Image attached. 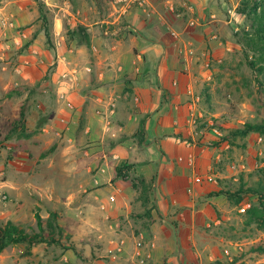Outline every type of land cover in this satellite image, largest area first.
I'll return each mask as SVG.
<instances>
[{"label":"crops","instance_id":"crops-1","mask_svg":"<svg viewBox=\"0 0 264 264\" xmlns=\"http://www.w3.org/2000/svg\"><path fill=\"white\" fill-rule=\"evenodd\" d=\"M93 4L97 19L90 16ZM111 5L108 16L105 0L76 7L78 34L68 51L56 48L54 59L49 58L72 80L54 81L52 76L54 85L40 87L44 104L54 92L67 107L30 117L28 130L43 132L45 142L54 138L67 143L63 150L72 156L73 184L88 191L87 209H97L106 219L109 250L115 243L122 264L136 259H145L144 264L223 263L230 259L232 242L224 236L223 216L211 200L221 195L204 191L201 178L208 160L197 161L198 149L184 146L179 137L192 134L193 127H185L190 118L210 114L200 109L201 100L213 96V87L203 90V82L236 52L231 31L224 33L233 23L234 7L227 0H147L144 8L128 10ZM31 21L30 0H0V51L4 44L30 40V31L22 28ZM36 45H29L14 69L29 85L35 82L29 70L34 64L44 66L50 57ZM3 56L11 54L1 52ZM19 97L32 96L24 92ZM112 100L115 114L108 115ZM142 120L145 139L139 146ZM125 164L131 173L153 180L147 199L133 188L131 178L117 176Z\"/></svg>","mask_w":264,"mask_h":264},{"label":"rangeland","instance_id":"rangeland-1","mask_svg":"<svg viewBox=\"0 0 264 264\" xmlns=\"http://www.w3.org/2000/svg\"><path fill=\"white\" fill-rule=\"evenodd\" d=\"M242 1L227 0L230 7H234V14L231 15L233 25L229 24L230 30L224 28V33L231 31L236 52L226 56L224 66L203 82V90L205 86L213 87L210 91L213 96L206 99L208 102L202 99L200 103V109L210 114L190 118L185 127L192 126V134L179 137L184 146L198 149L197 161L205 157L208 160L206 176L202 173L205 177L201 181L202 186L206 184L204 191L211 194L215 190L235 193L240 183L251 185L257 180L258 171L264 172L263 135L251 132L244 137L222 140L228 137L229 131L241 128L244 123H261L264 120L263 88L234 42L238 27L246 21L236 13V7ZM87 2L30 0L32 21L22 28L30 31V40L15 46L4 44L0 51L7 56L11 54L10 58H0V222H11L28 236L40 240L31 247L26 243L7 247L0 253V264H122L123 261L115 243L111 244L113 250H109L112 237L109 236L110 228L106 229V219L97 213V209H87L90 206L85 200L88 191H83L79 184H73L75 171L69 164L72 156L63 150L67 143L57 142L54 138L45 142L41 136L43 132L38 129L29 132L26 122L30 117H45L47 111L67 107L57 100L54 92L48 99L44 98L47 102L44 104L40 87L43 83L54 85L55 78L59 77L57 63L49 61V58L54 57L56 48L64 52L70 49L72 33L78 26L76 7L87 5ZM105 2L108 16L113 10L112 0ZM95 4L94 11L89 12L92 18L97 19ZM35 42L38 52L45 50L50 57L41 64L44 66H32L29 73L35 82L29 85L14 69L21 63L20 57L28 54L29 45ZM258 81L264 83V75L258 76ZM24 92L32 96L30 100L19 97ZM111 131L115 128L112 127ZM7 144L15 147L9 149ZM193 157L196 160L195 155ZM83 161L86 166L87 161ZM78 175L76 173L75 177ZM241 199L236 203L235 198L228 200L223 195L211 198L223 216V234L228 237L227 241L232 242L227 247L230 259L226 258L223 263L264 264V251L258 250L264 249V227L251 220L248 222L251 211L257 210L258 200L249 193L241 194ZM37 215L42 220V230L37 226ZM49 218L54 224L52 232L47 227ZM209 223L211 227L215 226L211 220ZM49 237H54L59 243H51ZM134 264H140V260L136 259Z\"/></svg>","mask_w":264,"mask_h":264},{"label":"trees","instance_id":"trees-1","mask_svg":"<svg viewBox=\"0 0 264 264\" xmlns=\"http://www.w3.org/2000/svg\"><path fill=\"white\" fill-rule=\"evenodd\" d=\"M236 13L245 17V24L238 27V31L235 33L234 42L240 47L243 54L245 64L252 70L256 76L257 83L263 88L264 83L258 81V76L264 75V0H244L236 7ZM79 29V28H78ZM78 34L77 31H73L72 37ZM72 40V39H71ZM251 54V55H249ZM143 123L142 120L139 125V145L144 142L143 134ZM220 130H223L219 128ZM251 132H257L264 136V120L261 123H244L241 128L229 131L228 137H224L223 141H228L230 138L235 136H247ZM129 170L127 176L122 174V169H117V176L125 179H130L134 189L138 190L143 198L147 199L152 190L153 180H146L144 177L137 176L135 173L130 172V165L125 164ZM257 180L251 185H245L240 183L236 188V192L233 193L230 190H221L213 192V195H223L228 200L235 198L236 203L241 202V194L249 193L254 195L258 200L257 210L251 211L250 220L259 227H264V172L258 171ZM131 174V177L129 176ZM242 182V181H241ZM258 212V213H257ZM51 218L53 216L50 215ZM37 226L42 230V220L39 215L36 216ZM47 227L52 232L54 224L51 219H48ZM52 236V235H51ZM51 243H59L54 237H49ZM40 242L38 238H33L25 234L20 229H17L12 225L11 222L2 224L0 222V253L9 246L16 245L19 243H26L28 247H31ZM264 251V249H258ZM215 264H223L215 262Z\"/></svg>","mask_w":264,"mask_h":264},{"label":"built area","instance_id":"built-area-1","mask_svg":"<svg viewBox=\"0 0 264 264\" xmlns=\"http://www.w3.org/2000/svg\"><path fill=\"white\" fill-rule=\"evenodd\" d=\"M112 3H114V5H119L123 10H128L132 7L144 8L147 3V0H112ZM191 25H193V23H191ZM10 27L11 28L13 27V23H10ZM19 35L21 36L22 39L26 38V34L23 32L19 33ZM171 35L174 38L178 37L177 34L174 32H172ZM16 43L19 44V42H16ZM59 80L63 82H70L72 79L68 73L63 72L59 75ZM61 98H64V96L61 95ZM108 108H109L108 115H114L115 114V100H112ZM106 123L109 126L110 120L107 121ZM121 169H122V174L127 176L129 173V170L124 166H122ZM144 263H145V259L140 260V264H144Z\"/></svg>","mask_w":264,"mask_h":264}]
</instances>
